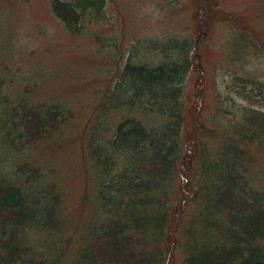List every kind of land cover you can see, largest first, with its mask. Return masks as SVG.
Returning a JSON list of instances; mask_svg holds the SVG:
<instances>
[{
    "label": "trees",
    "instance_id": "obj_1",
    "mask_svg": "<svg viewBox=\"0 0 264 264\" xmlns=\"http://www.w3.org/2000/svg\"><path fill=\"white\" fill-rule=\"evenodd\" d=\"M45 1L68 35L112 49V84L96 94L79 138L67 140L79 143L91 183L78 205L93 213L75 238L57 186L23 162L39 148H62L72 112L54 101L29 104L27 89L13 94L0 82V264H264V112L232 101L234 111L215 91L209 99L204 80L215 82L198 54L208 28L222 24L227 69L214 70L252 84L246 70L264 59V28L254 33L217 0H192L194 40L132 36V52L143 54L119 65L107 0ZM105 23L108 33L99 31ZM5 34L0 48L12 42Z\"/></svg>",
    "mask_w": 264,
    "mask_h": 264
},
{
    "label": "rangeland",
    "instance_id": "obj_2",
    "mask_svg": "<svg viewBox=\"0 0 264 264\" xmlns=\"http://www.w3.org/2000/svg\"><path fill=\"white\" fill-rule=\"evenodd\" d=\"M170 0H107L114 35L121 49L118 62L122 65L131 54L134 60L141 58L142 51L132 52L137 47L132 36L164 38L176 36L179 39H195L192 0H179L176 5H168ZM219 5L234 16H242L243 22L255 33L264 28V15L261 0H217ZM245 18V19H244ZM6 30L12 44L0 48V82L7 83V91L16 94L27 89L29 104L57 102L65 104L73 118L59 134L62 148L43 152L33 151L30 157L23 158L29 169H41V173L57 186L60 191V204L63 221L75 224V238L82 233V223L92 216L90 207L81 209L78 205L86 190L89 175L81 166L79 143L63 145L69 139L79 138L84 124L92 116L96 94L111 86L110 77L115 70L112 66V49L99 51L98 44L91 35L72 37L53 21L45 0H0V33ZM111 26L105 23L100 32L108 33ZM94 33V32H93ZM228 30L222 24L211 25L198 47V54L206 74L212 75L215 82L204 80L209 99L213 91L220 94L235 111L232 101L241 107H252L264 112V59H253L247 67L248 80L244 85L239 80L224 73V41ZM224 68L216 71L219 66ZM12 79V80H11ZM8 80H11L8 83ZM196 76L185 82V94L192 102ZM215 89V90H214ZM212 105V101H211ZM198 106H201L199 101ZM114 115L112 120H118ZM261 167L264 177V159ZM38 167V168H37ZM255 171V163L252 166ZM50 173L51 175H48ZM69 224V223H68ZM79 229V231H78ZM71 230L61 237V241L71 236ZM78 232V233H77ZM73 236V237H74ZM73 239V238H72ZM72 249L75 243L72 241ZM45 243V242H44ZM40 244V249L44 248Z\"/></svg>",
    "mask_w": 264,
    "mask_h": 264
},
{
    "label": "bare ground",
    "instance_id": "obj_3",
    "mask_svg": "<svg viewBox=\"0 0 264 264\" xmlns=\"http://www.w3.org/2000/svg\"><path fill=\"white\" fill-rule=\"evenodd\" d=\"M64 143H67V140L64 142ZM68 144V143H67ZM56 148H58V146H55Z\"/></svg>",
    "mask_w": 264,
    "mask_h": 264
}]
</instances>
